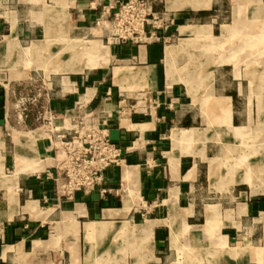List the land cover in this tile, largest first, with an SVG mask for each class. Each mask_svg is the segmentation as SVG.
Masks as SVG:
<instances>
[{
	"label": "crops",
	"instance_id": "0c3cea01",
	"mask_svg": "<svg viewBox=\"0 0 264 264\" xmlns=\"http://www.w3.org/2000/svg\"><path fill=\"white\" fill-rule=\"evenodd\" d=\"M108 2L0 0V264H264V175L250 171L264 172V123L244 95L249 72L264 88V66L238 62L237 32L220 24L221 8L264 0L152 1L173 20L167 42L111 45ZM194 46L207 62L190 70ZM41 80L51 109L91 111L122 148L106 193L60 197L45 177L59 144L21 100ZM226 154L249 162L211 174Z\"/></svg>",
	"mask_w": 264,
	"mask_h": 264
},
{
	"label": "built area",
	"instance_id": "2783aa9c",
	"mask_svg": "<svg viewBox=\"0 0 264 264\" xmlns=\"http://www.w3.org/2000/svg\"><path fill=\"white\" fill-rule=\"evenodd\" d=\"M152 1L155 0H109L98 21L109 23V27L105 25L107 42H167L173 20L167 11H156ZM21 100L25 109L28 101L39 103L36 117L39 127L54 136L59 144L56 165L44 173L55 181L57 194L74 199L80 192L90 194L99 190L106 193L108 171L124 163L125 157L122 148L110 138L105 120L91 111L75 116L57 113L48 104L44 80L39 82L34 95L28 98L24 94ZM82 107L80 103L79 108ZM68 120L70 125L66 123Z\"/></svg>",
	"mask_w": 264,
	"mask_h": 264
},
{
	"label": "rangeland",
	"instance_id": "374dc122",
	"mask_svg": "<svg viewBox=\"0 0 264 264\" xmlns=\"http://www.w3.org/2000/svg\"><path fill=\"white\" fill-rule=\"evenodd\" d=\"M157 2H160V0H157ZM220 10H221V18H222L220 24L222 25L221 26L222 29L225 30L226 32L228 31L232 32V36H234L237 32L236 40H234L235 44H237V49H238V50L236 49V53H235L236 54L235 58L237 59V61L238 62L240 61L242 64H248L252 66L254 70H257L260 66H264V22H262L264 21V7L253 6V7H242V8H221ZM235 12H236V15L238 14L239 17L248 18V16H250L254 19V21L252 22H248L244 20L241 21L242 18H240L239 21H237L236 23ZM103 25H104V28L106 29V26H108L109 23L106 22ZM107 45H111V44H107ZM195 47H198V46H194L193 49H190L191 54L190 56L187 57V60H186L188 61L190 70L192 68H195V66L199 62H203V61L207 62L206 55H203L202 51H197ZM63 50L68 51L71 54L72 58L75 57L73 55V52H72L73 50L71 49V45L64 47ZM76 50L78 51V53L81 51L80 48H77ZM78 57L80 56L77 55L76 58L78 59ZM190 70L189 72L190 74H192V71ZM257 74H259L258 71L249 72L248 75L251 76L252 78L251 87H246L244 89L246 92V94L244 95L245 96L247 95L248 98L252 99L253 101L259 100V104H254L255 102L253 103V109L256 110L257 112L259 111L258 112L259 113V128L257 130V132L259 133L261 129V125L262 123H264V120L262 119V111H261V109H263L261 99L264 97V88H262V86L259 84V82H261L262 75L261 74L257 75ZM195 79L193 83L195 82ZM194 89H197V88L194 87ZM205 96L206 97L211 96L210 93H207V90H206ZM251 106L252 104H250L249 107L251 108ZM210 107L211 105H206V110L209 111ZM221 124H222L221 126L223 127V125L226 124V120L222 119ZM256 138L257 137L255 136L253 137L254 140H257ZM258 139H259V136H258ZM253 142H256V141H253ZM224 143H225L224 146H226L227 141H225ZM236 159L230 160L229 155L226 154L223 162L219 160H216V162L213 161V163H211V167L213 166L210 170L211 174H215L214 172L217 171L218 169L217 167L219 166L220 168L223 169L224 176H230L231 172L229 169V165L231 163L235 165L236 162L237 163L242 162L243 164L245 163L246 165L249 162L245 156L237 157ZM245 167L242 166L240 169L239 167H237V169H239L241 172L249 171L251 169V168L247 169V166ZM252 168L253 169L250 170L252 172V175H260V174L264 175V172L261 173L260 170L258 169L255 170L254 166ZM233 172L234 173L236 172L234 168L232 169V174L234 175Z\"/></svg>",
	"mask_w": 264,
	"mask_h": 264
},
{
	"label": "bare ground",
	"instance_id": "6f19581e",
	"mask_svg": "<svg viewBox=\"0 0 264 264\" xmlns=\"http://www.w3.org/2000/svg\"><path fill=\"white\" fill-rule=\"evenodd\" d=\"M182 2V1H181ZM184 2L185 3H192V4H197L198 3V0H184ZM182 4H183V2H182ZM194 133V132H193ZM216 166H217V164H216ZM213 167V166H212ZM211 167V168H212ZM218 168V167H217ZM238 171H236V173H237ZM234 173V172H233ZM112 227V226H111ZM95 229H96V231L99 233V234H103V233H106V232H108V231H112V230H116L117 228H116V226L115 227H112V228H110L108 225H96L95 226ZM98 254V253H97ZM101 262H102V260H101Z\"/></svg>",
	"mask_w": 264,
	"mask_h": 264
}]
</instances>
